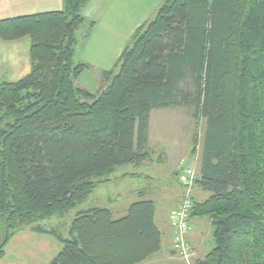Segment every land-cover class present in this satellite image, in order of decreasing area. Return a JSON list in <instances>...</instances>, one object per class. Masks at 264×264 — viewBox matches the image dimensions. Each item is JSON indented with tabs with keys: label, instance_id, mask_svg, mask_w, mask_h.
I'll return each instance as SVG.
<instances>
[{
	"label": "trees",
	"instance_id": "obj_1",
	"mask_svg": "<svg viewBox=\"0 0 264 264\" xmlns=\"http://www.w3.org/2000/svg\"><path fill=\"white\" fill-rule=\"evenodd\" d=\"M89 1L0 20V39L31 41L29 73L0 83V258L22 227L148 160L152 110L190 107L205 121L193 185L210 194L192 197L190 217H208L213 239L193 264H264V0H164L95 92L76 84L87 66L73 60ZM154 213L149 199L120 218L78 210L50 264H139L161 249Z\"/></svg>",
	"mask_w": 264,
	"mask_h": 264
},
{
	"label": "rangeland",
	"instance_id": "obj_2",
	"mask_svg": "<svg viewBox=\"0 0 264 264\" xmlns=\"http://www.w3.org/2000/svg\"><path fill=\"white\" fill-rule=\"evenodd\" d=\"M101 1L106 7L105 17L108 16L110 8L115 10L116 17L114 22H112V29L117 32L116 34H120L121 36L118 38H108L100 33L104 31L103 26L104 23H106V19L104 18L99 19L97 27L85 38L81 34L86 31V29L77 33L79 46L75 50L73 60L74 62H86L87 67L77 78L76 84L85 87L90 92H95L96 89H98L102 72L104 70H110L117 61V56L115 59L113 58L116 53L115 46L118 45L115 43L123 39L122 41L125 47V45L130 42L134 29L142 23L153 19L158 7L164 0ZM122 14L127 15V20L125 22L119 19ZM129 24H131L132 32L130 35H127ZM109 45L112 46L109 47ZM182 87L189 90L193 89L189 80H186L182 84ZM191 111L192 109L190 107H170L158 110L155 109L153 111L151 120L150 153H152L151 156L154 159L156 156L162 158L164 154L161 149L163 148L167 151V158L172 159L169 160L170 164H173V160L177 162L178 159H181V167H195L194 165L198 161L196 154L198 153V158L201 155L205 121L199 120L196 124V121L192 120ZM194 135H196L197 138V145L196 151L191 154L193 149L192 137ZM154 159H152V161ZM152 161L138 166H121L117 170L118 174L124 171L142 173V175L144 174L142 179H127L125 182L112 180L110 184L105 183L100 188L93 190L88 198L74 209L64 213H54L31 226H24L16 231L4 247V254L0 258V264H50L51 259L61 248L60 238L68 237L70 221L78 210L93 206H105L108 203V197L116 198L117 201H119L122 199L119 198V194L124 193V190H127V188L146 192V189L152 184L145 178L146 174L150 177L156 175L158 184L168 182L169 180L173 181L172 177L169 178L167 176V172L170 169L169 164H158V162ZM147 198L148 197L144 195L141 199ZM149 199H153L158 206L160 202L161 204L165 203L163 199L160 200L157 196L150 197ZM127 202L128 200L122 201V205H125ZM161 207L162 212L165 214V210L168 209L169 205L166 202ZM211 242L212 248V235ZM159 255L161 257V254ZM189 256L188 258L183 257L181 258L182 260L178 259L176 262H172H175L174 264H193V260L191 261ZM161 259H163V257H161ZM162 264H166L164 260H162Z\"/></svg>",
	"mask_w": 264,
	"mask_h": 264
},
{
	"label": "crops",
	"instance_id": "obj_3",
	"mask_svg": "<svg viewBox=\"0 0 264 264\" xmlns=\"http://www.w3.org/2000/svg\"><path fill=\"white\" fill-rule=\"evenodd\" d=\"M61 8H62V0H0V20L17 17V16H23V15H31L46 11L60 10ZM105 11H106V7L104 6V3H102L101 0H90L83 7L82 14L84 18L87 21L94 22L90 32L94 31V29L97 27L99 19L104 18L106 19V23H104L103 26L104 31L100 33L103 34V36H107L108 38L120 37L121 35L116 34L117 32H115V30L112 29V22H114L116 17L115 10L110 8L107 17L104 16ZM119 19L125 22L127 20V15L122 14L120 15ZM85 29H87L86 26H84L79 31L82 32ZM131 32H132V27L131 24H129L127 35H130ZM81 35H83V33ZM122 40L123 39L115 43L118 45L115 46L116 53L113 57L114 59L116 56L118 59L120 53L123 50L124 43ZM30 45H31V41L30 38L27 36L11 41H5L0 39V83L2 81H8V82L17 81L29 73L31 67ZM110 46L112 45H109V47ZM81 87L85 88L83 86ZM153 111L154 110L150 112L149 121H148L149 148H151L150 146L151 129H152L151 120H152ZM161 150H163V154H164L162 158L160 156H156L154 159L151 156L152 153H150V158L148 160L137 165L136 164H130V165H136V166L144 165L150 163L152 159H154L152 162H158V164L167 163L170 165V169L167 172V176L169 178L172 177L173 181L169 180L168 182L158 184L157 182L158 179L156 175L150 177L148 174H146L145 178L148 179L150 183H152L150 184L151 186L148 189H146V192L142 190L138 191V189L127 188V190H124V193L119 194V198H122L121 200L117 201L116 198L108 197L107 205L93 206V207L107 208L111 211L112 216L114 218H120L126 213L129 205L132 202L141 200L142 196L144 195L148 197L147 199H149L150 197L152 198L153 196H157L158 198H160V200L163 199L165 203L166 202L168 203L169 207L168 209L165 210V214H164L161 210L162 209L161 206L165 203L161 204L160 202L158 206L156 205L153 199H149L152 200L155 205L154 222L161 233V249L157 253L151 255L149 258H147L145 261L139 264H162V260H164V263L166 264H174L176 260L183 258L179 254V252L174 248L171 239V215L176 206V202L179 200V197L181 196V187L177 179V170H179V168L181 167L180 166L181 159H178L177 162L173 160V164H170L169 160L172 159L167 158V151H165L163 148ZM196 155L198 161L194 165L195 166L194 169H196L195 172L196 174H198L200 156L198 158V153ZM143 175L142 173L136 171L135 172L124 171L123 173L120 174H118L117 171L114 172V174H112V176L110 177L109 181L105 183L110 184L112 180H116L120 182H125L127 179L139 180L142 179ZM105 183L98 184L93 190L100 188ZM209 195L210 194L208 192H205L201 190L199 187L194 186V189L192 191V197L194 201L201 202L207 199ZM124 200H128V202L125 205H122V201ZM211 232H212L211 224L208 217H198V216L190 217L189 230L187 233V243L190 246L189 259L191 261L193 260L194 262L196 259H202L209 252L208 250H210L212 246ZM159 254H161V257H163V259H161ZM172 261L175 262L173 263Z\"/></svg>",
	"mask_w": 264,
	"mask_h": 264
},
{
	"label": "built area",
	"instance_id": "obj_4",
	"mask_svg": "<svg viewBox=\"0 0 264 264\" xmlns=\"http://www.w3.org/2000/svg\"><path fill=\"white\" fill-rule=\"evenodd\" d=\"M195 175L196 172L194 167H180L177 178L183 194L176 202V206L171 215L172 243L174 248L184 258H188L190 252V246L187 243V233L189 230V219L193 203L192 190Z\"/></svg>",
	"mask_w": 264,
	"mask_h": 264
}]
</instances>
